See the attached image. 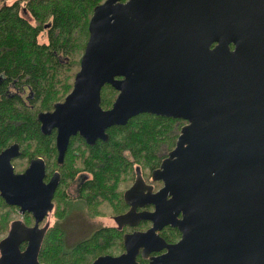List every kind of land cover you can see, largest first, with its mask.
<instances>
[{"label":"water","instance_id":"1","mask_svg":"<svg viewBox=\"0 0 264 264\" xmlns=\"http://www.w3.org/2000/svg\"><path fill=\"white\" fill-rule=\"evenodd\" d=\"M87 31L71 93L36 116L42 135L56 130L58 163L76 132L92 144L140 114L181 119L175 147L151 173L174 197L181 192L171 201L184 213L171 222L184 234L178 250L197 244L204 264H228L229 248V264H264V0H104ZM104 85L118 92L107 110ZM19 154L17 144L0 153V196L36 223L12 224L0 264H40L37 223L52 208L58 174L45 184L41 158L15 174ZM152 231L125 236V254L91 264H136L128 238Z\"/></svg>","mask_w":264,"mask_h":264},{"label":"trees","instance_id":"2","mask_svg":"<svg viewBox=\"0 0 264 264\" xmlns=\"http://www.w3.org/2000/svg\"><path fill=\"white\" fill-rule=\"evenodd\" d=\"M7 1L0 0V71L6 75H29V81L33 78L37 83L36 101L31 109L11 107V100L2 99L0 102V140L4 139L7 144L12 140L10 137L16 136L14 140L19 142L21 150L16 162L19 170L27 166L29 158H47L53 153L49 137L41 136L35 116L37 112L51 109V104L58 100L56 95L60 88L71 85L88 38L87 27H83L84 18L89 16L94 5L103 0H53L47 6L30 0L26 8L36 19L35 26L21 17L18 1L11 5H7ZM49 15L52 26L48 30V41L39 44L37 36L43 30L42 24L49 20ZM75 32L82 33L81 41L75 38ZM61 59L66 61L62 63ZM109 95L113 96L114 91L104 87L101 105L111 103ZM36 102H40L41 106H37ZM184 124L181 119L140 114L124 126L110 130L109 140L102 143L99 149L101 153L94 150L97 169L89 167L94 173L91 184L100 187V195L83 203L80 201L77 205L90 207L93 214L104 215L106 207L100 206L101 203L108 204L115 199L111 191L118 187L117 183L133 174V164L148 169L157 166L173 148ZM112 182L114 184H110ZM59 224L52 229L56 234L50 238L45 236L42 242L39 257L47 264H89L110 245H116L112 233L101 230L67 246L62 223Z\"/></svg>","mask_w":264,"mask_h":264},{"label":"flooded vegetation","instance_id":"3","mask_svg":"<svg viewBox=\"0 0 264 264\" xmlns=\"http://www.w3.org/2000/svg\"><path fill=\"white\" fill-rule=\"evenodd\" d=\"M51 1L52 0H34L35 3L44 4L46 6L50 5ZM96 5L90 9L89 16L84 18L83 27H88L92 10ZM25 8L20 9V15L21 13L29 12L27 8ZM29 13L35 22V17L31 12ZM48 18L49 20L47 23L50 25H45V22L42 24V31L46 30V41H48L47 30H49L52 26L51 15H49ZM28 24L30 23L28 22ZM30 25L35 26V24ZM230 48L233 49V46ZM75 74L72 78L71 85L69 86V89L63 96L62 100L56 101L54 103L63 102L65 98L71 93ZM36 84V79L32 78L29 81V75H24L23 77L20 74L17 76L6 75L4 72L0 71V102L2 99L11 100V107L20 108L23 106L26 109H31L32 103L36 101ZM104 87L107 90L114 91L113 96L109 95V97H111V103L108 106L101 105L102 89ZM117 94L118 92L112 86L104 85L100 91L101 109H109L112 106ZM104 96L106 97V95ZM52 105L51 109L40 112L52 111ZM38 113L39 112L36 113V116ZM169 119L179 120L176 118ZM127 122L125 124H127ZM37 123L39 128V122L37 121ZM124 125H116L107 128L105 130V133L108 136L107 140L104 141L100 138H96L92 144L88 143L79 132L71 135L68 139L61 163H58V153L55 143L56 130H52L49 135L44 136L40 132L39 128L41 136L49 137L51 148L53 149L51 151L53 153L48 155L47 158H43L41 156L29 158L27 166L31 159L41 158L44 162L45 173L43 182L45 184L51 181L55 174H58V181L56 184H54V189L51 195L52 208L46 209L44 216L37 223L38 229L43 228L45 230L42 242L45 236L48 235L51 228L58 223L56 217L62 218L61 228L64 231L65 241H67V236L71 234L73 229L78 230L79 233L82 231V229L91 230L89 234L94 231L101 230L108 231L110 234L112 233V235L115 237L114 242H116V245H110L109 248L92 259L89 262V264H91L98 257H119L120 255L125 254L127 251L125 245V236H130L133 234H146L149 233L151 229H153L151 237L141 236L128 238V246L134 252V260L136 264H204L205 256L194 251V249L197 248V244L192 245L191 248L182 249L180 251L178 250V244L183 240L184 234L180 228L173 226L171 222L183 220L184 213L178 205L179 202L171 201L174 199H178L179 201L181 199V192H175L176 195L174 197L170 190H165V184L162 181L153 180L151 176V173L159 167L161 161L167 157L171 150H173L177 138L174 142L173 148L168 151L167 155L159 162L157 166L149 169L147 176L145 169L142 168V165L141 168L135 166L133 168V174L131 173L129 176H127L128 180L126 183H117L118 187L116 186L115 189L111 191V195H114L115 199L110 200L108 204L101 203L100 205H104L106 207V212L108 213L107 215L103 216L98 215L97 213L93 214V211L90 207H79L77 205L80 204V201L83 203L88 198L98 197L100 195V187L97 186V184H91L94 173L90 171L89 167L93 166V169H97L95 167L97 162L95 161L96 154L94 150H98V154H100L101 152L99 149L101 148V144L109 140L110 130L116 127H122ZM15 137L16 136L10 137L9 139L12 140L7 144L4 139L0 140V153L13 144L18 145L20 154L12 158L10 163L13 167L14 173L19 174L22 173L27 168V166L22 170H18L16 167L17 158L21 156V150L19 142L14 140ZM33 143L36 144V141ZM138 177H140L141 182L140 184H135ZM121 178L124 179L125 176L122 175ZM110 184H114V182ZM130 190H132L131 193L129 194L128 198L125 199V194ZM152 213H157L155 226L154 223L148 219V216H150ZM142 216H145V219ZM73 219H78L79 223L75 224ZM1 220L0 241L9 234L14 222L20 221L27 228H32L36 223L35 217L31 212L27 210H23V212H21L20 207L7 204L2 196H0V221ZM96 220L99 221L94 223ZM101 220H103L102 223ZM80 221H82V223H80ZM26 246L27 241H21L19 244L20 251H23ZM40 250L37 257L38 262L40 264H47L39 257ZM102 250L103 249L100 251ZM229 260L230 254L229 248H227L226 252L223 254V263L227 262L229 264Z\"/></svg>","mask_w":264,"mask_h":264},{"label":"rangeland","instance_id":"4","mask_svg":"<svg viewBox=\"0 0 264 264\" xmlns=\"http://www.w3.org/2000/svg\"><path fill=\"white\" fill-rule=\"evenodd\" d=\"M15 1H18L19 2V6H20V9L21 8H25V5L28 3V1H30V0H9V1H7L6 2V4L7 5H11L13 2H15ZM53 1V0H52ZM51 1V2H52ZM50 2V3H51ZM26 9V8H25ZM21 16L25 19V20H27L30 24H35V22H34V20L31 18V16H30V13L29 12H24V13H21ZM47 24H49V23H47V22H45V25H47ZM50 25V24H49ZM46 30L45 31H41L40 33H39V35L37 36V42L39 43V44H46L47 43V41H46V37H47V35H46ZM47 33H48V30H47ZM49 34V33H48ZM74 35H75V38H80V41L82 40V37H81V35H82V33H78V32H75L74 33ZM79 40V39H78ZM78 52V51H77ZM66 60L65 59H61V62L63 63V62H65ZM70 86V85H69ZM69 86H67V87H63V88H60V90H59V93L56 95V96H58V100H56V101H61L62 100V98H63V96L65 95V93L68 91V89H69ZM54 101V100H53ZM37 106H41V103L40 102H36L35 103ZM52 105V104H51ZM118 137H120V138H122L123 136L122 135H118ZM135 167V164H133V167H132V169ZM143 169H145V173H146V176L148 175V171H149V169L148 168H146V167H142ZM19 170H22V169H19ZM127 180L128 179H126V180H123L120 184H124V183H126L127 182ZM103 211H105V214L104 215H107L108 213L106 212L107 211V209H104ZM103 215V216H104ZM95 219H98V218H95ZM57 220H58V223H62V218L61 217H57ZM99 220H96V221H94V223L96 222H98ZM0 222H2V220L0 221ZM5 222H8V221H5ZM73 222L75 223V224H78L79 223V220L78 219H73ZM103 222V220H101V223ZM80 223H82V221H80ZM108 223V222H107ZM59 224V225H60ZM56 225H54L52 228H51V230L49 231V233H48V236H49V238L50 237H52L53 235H55L56 233L53 231L52 232V229L55 227ZM89 229H82V231L79 233L78 232V230H76V229H73L72 231H71V234H69L68 236H67V241H66V245L67 246H70V245H72L73 243L72 242H74V241H76V240H78V239H80V238H82V237H84V236H86V235H88L89 234V232L91 231V230H89Z\"/></svg>","mask_w":264,"mask_h":264}]
</instances>
